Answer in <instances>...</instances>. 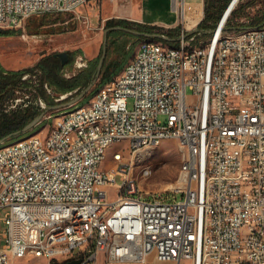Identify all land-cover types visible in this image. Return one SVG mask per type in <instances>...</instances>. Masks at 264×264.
I'll return each instance as SVG.
<instances>
[{
	"label": "built area",
	"instance_id": "1",
	"mask_svg": "<svg viewBox=\"0 0 264 264\" xmlns=\"http://www.w3.org/2000/svg\"><path fill=\"white\" fill-rule=\"evenodd\" d=\"M242 1L230 0L212 34L189 36L198 26L188 30L183 20L179 45L140 46L88 111L51 115L39 138L0 146V208L8 210L0 264H148L151 256L173 264H264V26L253 35H245L247 27L231 30ZM86 3L0 0V27L79 14ZM218 32L228 40H215ZM114 137H128L131 155L178 140L186 159L182 185L143 200L124 154L114 153L113 171L102 169ZM130 210L140 211V220H127ZM113 211H122L117 225H110ZM130 223H138L134 236H127Z\"/></svg>",
	"mask_w": 264,
	"mask_h": 264
},
{
	"label": "rangeland",
	"instance_id": "2",
	"mask_svg": "<svg viewBox=\"0 0 264 264\" xmlns=\"http://www.w3.org/2000/svg\"><path fill=\"white\" fill-rule=\"evenodd\" d=\"M123 1L124 0H87V3L78 9L79 14L56 13L49 14L48 16L36 15L27 19L25 27L22 29L0 27V29L15 31L14 35L0 36V62L2 66L8 71H19L35 67L42 58L50 55L57 53H71L72 58V54L78 52L74 63H70L71 58L69 57L67 63L70 64H68L67 68L63 70L66 78L77 75L80 71L85 70L91 61H95L100 56L103 48L104 32L109 29L106 27V22L108 19L120 17L122 15L118 9V11H115V9L117 5ZM148 5L149 4L147 3L145 8L147 9L148 14L153 15L152 18L172 21L171 17L175 14L178 15L180 24L184 27L183 0H178V2L176 0L173 4L174 10L171 5L170 11L167 7V0H158L157 4L151 7ZM263 10L264 2L255 3L254 0H243L233 15H236L234 18L235 20L243 19L249 21ZM240 27L243 28L245 25H241ZM112 35H115L116 37L114 40L115 45L109 46L107 58L108 61L113 64V70L120 73L134 57L136 52L139 50L140 45L147 40H143L146 37L133 34L125 36L121 33V31L117 30L113 31ZM81 59L87 63V67L80 69L77 67V64L81 61ZM26 76V79L31 78L30 74ZM33 78L36 79V77ZM26 79L23 78V80ZM47 87L46 89L48 94L54 96V90L50 86ZM75 93L76 92L68 95H61L59 103L61 101H68L70 98L74 97L73 95H75ZM188 94L190 95V93ZM17 95L19 97L17 99L19 101L18 104H23V99L27 102L29 101V98H34L30 90H21L17 93ZM6 105L12 107L16 106V103H8ZM45 105L44 112H47L38 125L40 126L39 130L34 132L32 135L39 134L42 132V129H49L52 126L53 120L47 119L49 116L56 115L63 111L73 110L72 107L61 110H49V106L46 103ZM132 107L133 100L130 99L129 108ZM27 137L21 138L20 140ZM128 146L129 142L127 140L113 145L108 151L107 158L102 165V169L109 170L110 168H113L115 165L113 161L114 153L120 151L124 154L126 156L125 161L132 164L130 174L128 176L133 177L136 180L141 193H143V200L150 201L155 195L172 193L175 189L182 185V178L184 177L182 174V166L185 156L184 148L180 145L178 140L171 139L163 141L160 145L144 148L135 155H131L127 152L126 148H128ZM144 167H149L152 170L150 176L144 177L142 175ZM120 182L121 177H118L117 183ZM108 192L111 200L117 198V189L109 188ZM176 198L180 199L181 195L176 196ZM7 211V209L0 208V238L5 228L2 219L5 217ZM15 264H47V261L43 259H34L31 261L18 259L15 261ZM148 264L173 263L158 262L155 260L154 256H151L148 259Z\"/></svg>",
	"mask_w": 264,
	"mask_h": 264
},
{
	"label": "trees",
	"instance_id": "3",
	"mask_svg": "<svg viewBox=\"0 0 264 264\" xmlns=\"http://www.w3.org/2000/svg\"><path fill=\"white\" fill-rule=\"evenodd\" d=\"M229 2L230 0H205V17L198 25V28L201 29L205 35H207L208 30L213 29L219 22L224 11L227 9ZM254 2L263 3L264 0H254ZM235 16L236 15L233 16V20H235ZM233 20L230 24L231 30H237L241 28ZM249 21V24L245 25V27L264 26V10ZM116 26H122L148 34H159L162 33L161 31L163 30L159 27L142 25L124 19L107 20V28ZM182 29L183 26L179 25L178 27L167 31V34L170 38L177 40L176 42H173L174 46L179 45V38L182 35ZM121 33L125 36L128 35V33L123 31H121ZM14 34V30L0 29V36H11ZM112 34L113 31L108 35L107 52L110 45H115L114 40L116 37ZM143 40H148V38H144ZM68 54L71 58V53ZM77 54L78 52L72 54L73 57L71 58V64L74 63ZM101 54L102 50L100 56L95 61H91L85 70L80 71V73L70 78H66L63 73V70L66 69L67 65L70 63H67L65 66H63L61 60L54 58L53 55L42 58L33 68H27L19 71H8L2 66L0 62V139L23 129L38 115L44 112V109H42L38 103L39 99H42L50 107L59 104V101L57 100L61 95H68L76 91L77 93L83 91L94 79ZM107 57L98 82L89 95L85 97L81 103L73 106V109L77 106L87 104L102 87L111 83L119 74L113 70V64L108 61ZM28 74L31 75V78L23 80L24 76ZM33 77H36V79ZM46 86H50L54 90V96L48 94ZM21 90H30L34 98H29V101L27 102L25 99H23V104H18L16 108L10 109L11 106H7L6 104L16 102V100L19 98L17 93ZM77 93H75V95ZM39 128L40 126L35 127L33 131L14 137L5 144L13 143L20 140L21 138L30 136L39 130Z\"/></svg>",
	"mask_w": 264,
	"mask_h": 264
},
{
	"label": "bare ground",
	"instance_id": "4",
	"mask_svg": "<svg viewBox=\"0 0 264 264\" xmlns=\"http://www.w3.org/2000/svg\"><path fill=\"white\" fill-rule=\"evenodd\" d=\"M176 2V1H175ZM177 5V4H176ZM202 17V11L201 8L193 10V12L188 11L184 14V21L186 22V26L188 29H193L196 27L198 22L201 20ZM258 34V27H247L245 28V35H253ZM215 40L218 41H226L228 40V32H218L215 33ZM160 46V48H174V46L156 41V40H148L143 42L140 46ZM180 52L182 53H190V45H180ZM97 95H104V87H102L98 92ZM89 110V103L87 105H83L76 108V111H88ZM42 133V132H40ZM40 133L36 135L29 136L25 139H22L16 143H27L30 141V139H37L40 137ZM128 141V137H114L113 145L119 144L123 141ZM161 143H154L152 146H158ZM113 145H106L105 146V153L103 157V163L107 158V154L109 149ZM120 152V151H117ZM151 169L149 167H144L142 170V175L146 177L147 171H150ZM106 171H113V168H110ZM151 173L147 175L150 176ZM182 174L186 175V159L184 157L183 166H182ZM122 218V211H113L110 215V225H117L119 221H121ZM127 220H140V211L138 210H130L127 211ZM69 228H77V221H69ZM135 232H138V223H130L127 228V236H134Z\"/></svg>",
	"mask_w": 264,
	"mask_h": 264
},
{
	"label": "water",
	"instance_id": "5",
	"mask_svg": "<svg viewBox=\"0 0 264 264\" xmlns=\"http://www.w3.org/2000/svg\"><path fill=\"white\" fill-rule=\"evenodd\" d=\"M115 30L123 31V32H126L128 34L146 37V38H148V40H150V39H162V40H165V41L170 42V43L177 41L176 39L166 37V36L158 34V33L148 34V33L140 32L138 30H133L130 28L122 27V26H116V27H112V28L107 29L104 32V42H103L102 54L100 57V61H99L94 79L90 82V84L83 91H80L78 93L76 91L77 94L74 97H72L68 101L60 102L59 104H57L55 106H50L49 110H61V109L73 107V106L77 105L78 103H80L81 101H83V99L89 95V93L92 91V89L94 88V86L96 85V83L99 80L101 71L103 69V66H104V63H105V60L107 57L108 35L110 34V32L115 31ZM196 31H202V30L197 28L194 31H191L190 33H188V35L190 36V35L194 34ZM213 32H214V29H210L207 31L208 34H212ZM53 56H54V58L60 59L63 66H65L67 64L69 57H70L68 53H57V54H54ZM46 112L47 111H45L41 115L37 116L33 121H31L23 129L15 132L11 135H8L5 138L0 139V146L4 145L9 139H11L14 136H19V135H22V134H25V133L32 131L35 127H37L40 124V122H41V120L44 117ZM64 264H80V262L74 261V262H69V263H64Z\"/></svg>",
	"mask_w": 264,
	"mask_h": 264
},
{
	"label": "crops",
	"instance_id": "6",
	"mask_svg": "<svg viewBox=\"0 0 264 264\" xmlns=\"http://www.w3.org/2000/svg\"><path fill=\"white\" fill-rule=\"evenodd\" d=\"M157 2H158V0H124L122 3L117 5V7L115 9V11L118 9L122 15L120 17H115L112 19H124L127 21L139 23L142 25L159 27V28L163 29L161 31L162 33H159V34L164 35L166 37H169L167 34V31L170 29H174V28L178 27L179 25H181L180 20L178 18V15H175V14H174V16L171 17L172 21H167V20L159 19V18H152L153 15L147 13V9L145 8V5L148 3L149 4L148 6L151 7V6L156 5ZM171 5H172V9H173V0H171V1L167 0V7H168L169 11L171 9L170 8ZM199 7L201 8V11H202V17H201V20L196 25V27L201 23V21L205 17V10H204L205 9V0H185L184 14H185V12H188V11L193 12V10L195 11V9L197 10V8H199ZM184 14H183V20H184ZM108 20H110V19H108ZM185 24H186V22H185ZM194 28H193V30H194ZM186 29H188L187 26H186ZM188 30H190V29H188ZM151 40H155V39H151ZM157 40L161 41L162 39H157ZM163 42H165V44L168 43V45H171V46L173 45V43L167 42L165 40H162V43Z\"/></svg>",
	"mask_w": 264,
	"mask_h": 264
}]
</instances>
